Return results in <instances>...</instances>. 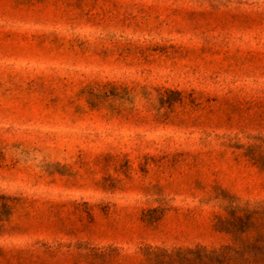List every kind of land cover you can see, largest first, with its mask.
<instances>
[{
  "label": "rangeland",
  "instance_id": "1",
  "mask_svg": "<svg viewBox=\"0 0 264 264\" xmlns=\"http://www.w3.org/2000/svg\"><path fill=\"white\" fill-rule=\"evenodd\" d=\"M249 145L264 0H0V264L219 248L264 202Z\"/></svg>",
  "mask_w": 264,
  "mask_h": 264
},
{
  "label": "trees",
  "instance_id": "2",
  "mask_svg": "<svg viewBox=\"0 0 264 264\" xmlns=\"http://www.w3.org/2000/svg\"><path fill=\"white\" fill-rule=\"evenodd\" d=\"M245 149L264 171L259 147L249 145ZM228 204L225 215L217 216L214 224L215 231L226 235V244L219 248L197 245L172 250L144 246L140 264H264V202L252 207L234 205V201Z\"/></svg>",
  "mask_w": 264,
  "mask_h": 264
}]
</instances>
